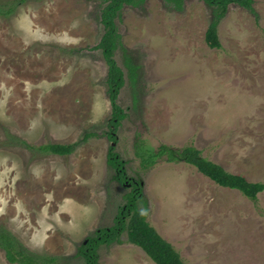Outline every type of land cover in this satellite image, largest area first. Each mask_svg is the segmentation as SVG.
<instances>
[{"label": "rangeland", "instance_id": "rangeland-1", "mask_svg": "<svg viewBox=\"0 0 264 264\" xmlns=\"http://www.w3.org/2000/svg\"><path fill=\"white\" fill-rule=\"evenodd\" d=\"M104 7L29 0L0 16V227L57 264H85L80 249L113 226L131 191L114 179L113 147L127 177L143 182L148 222L186 264H264V193L254 203L191 165L163 157L146 169L138 155L141 145L194 147L264 183V0H254V12L230 5L220 49L207 45L212 8L203 1L186 0L182 10L164 0L125 6L115 60L126 119L116 143L107 136L108 65L98 49ZM77 143L70 156L38 149ZM127 238L101 246L99 264H155ZM0 264H11L1 248Z\"/></svg>", "mask_w": 264, "mask_h": 264}, {"label": "trees", "instance_id": "trees-1", "mask_svg": "<svg viewBox=\"0 0 264 264\" xmlns=\"http://www.w3.org/2000/svg\"><path fill=\"white\" fill-rule=\"evenodd\" d=\"M29 0H14L0 6V16L9 17ZM39 1V0H37ZM91 1V0H90ZM105 4L102 10L101 23L104 35L98 49L102 51L104 60L108 65L107 87L108 96L112 106V118L108 123V138L116 143L117 132L122 122L126 119L125 111L118 104L119 95L125 86V75L115 60V54L123 46L122 36L118 31L117 19L125 6L140 7L147 0H94ZM176 10H182L186 0H164ZM212 8V20L206 32V42L211 49L222 47L218 27L227 15L230 5L236 4L254 12V0H199ZM131 76L135 71L130 68ZM94 136L87 134L85 139ZM26 145L25 142H21ZM77 144L62 145L48 144L38 148L44 154L56 156H70L75 151ZM28 147V146H27ZM138 148L141 163L146 169L154 166L158 159L165 157L169 163H186L195 167L199 173L209 178L218 186L240 192L248 200L258 203L259 195L264 193V183H252L245 177L226 171L221 165L216 164L202 156V152L194 147L173 148L166 145L158 150ZM31 148V147H30ZM37 150V148H34ZM111 147L108 153V164L115 170L114 179L122 185H130L131 191L126 195V204L120 207L112 227L101 228L89 237L82 246L78 256L83 258L85 264H99V248L112 244H122L121 236L126 233L129 244L140 247L155 264H186L175 248L166 241L157 230L148 222L149 208L144 194L143 182L128 178L125 172V162L114 152ZM0 248L5 252L6 259L11 264H57L58 258L38 255L27 249L10 231L0 227Z\"/></svg>", "mask_w": 264, "mask_h": 264}, {"label": "bare ground", "instance_id": "bare-ground-1", "mask_svg": "<svg viewBox=\"0 0 264 264\" xmlns=\"http://www.w3.org/2000/svg\"><path fill=\"white\" fill-rule=\"evenodd\" d=\"M60 156V155H59Z\"/></svg>", "mask_w": 264, "mask_h": 264}]
</instances>
